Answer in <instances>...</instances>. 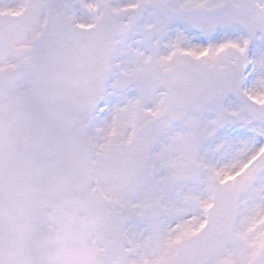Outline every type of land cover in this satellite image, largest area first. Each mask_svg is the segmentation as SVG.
I'll return each mask as SVG.
<instances>
[{
  "label": "snow or ice",
  "instance_id": "snow-or-ice-1",
  "mask_svg": "<svg viewBox=\"0 0 264 264\" xmlns=\"http://www.w3.org/2000/svg\"><path fill=\"white\" fill-rule=\"evenodd\" d=\"M0 264H264V0H0Z\"/></svg>",
  "mask_w": 264,
  "mask_h": 264
}]
</instances>
